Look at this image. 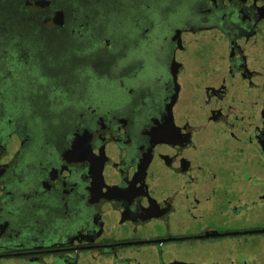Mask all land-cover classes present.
<instances>
[{
	"label": "flooded vegetation",
	"instance_id": "1",
	"mask_svg": "<svg viewBox=\"0 0 264 264\" xmlns=\"http://www.w3.org/2000/svg\"><path fill=\"white\" fill-rule=\"evenodd\" d=\"M0 264H264V0H0Z\"/></svg>",
	"mask_w": 264,
	"mask_h": 264
}]
</instances>
